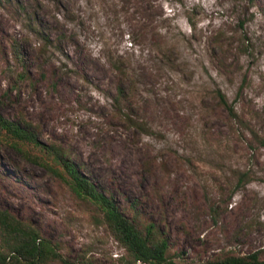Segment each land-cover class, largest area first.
<instances>
[{
  "label": "rangeland",
  "instance_id": "374dc122",
  "mask_svg": "<svg viewBox=\"0 0 264 264\" xmlns=\"http://www.w3.org/2000/svg\"><path fill=\"white\" fill-rule=\"evenodd\" d=\"M0 115L62 147L177 263L264 257V0H0ZM63 176L0 142V208L59 246L49 264H123Z\"/></svg>",
  "mask_w": 264,
  "mask_h": 264
},
{
  "label": "trees",
  "instance_id": "16d2710c",
  "mask_svg": "<svg viewBox=\"0 0 264 264\" xmlns=\"http://www.w3.org/2000/svg\"><path fill=\"white\" fill-rule=\"evenodd\" d=\"M15 58H23L15 51ZM121 92V91H120ZM219 103L235 116L219 90ZM254 140L264 147V135L253 134ZM0 142H6L20 152L28 161L47 168L50 172L64 177L72 191L80 197L90 199L102 214V221L115 239L126 250L123 264H179L168 257L167 239L152 223L142 226L137 222V213L128 217L108 196L102 193L87 177L81 175L78 167L69 161L63 148L56 144H43L36 136L35 126L25 119L11 120L0 115ZM36 149L42 155L34 154ZM60 167V168H59ZM65 262L59 246L45 236L30 220H25L7 208H0V264H49ZM200 264H264V257L257 252L245 255L226 254L208 259Z\"/></svg>",
  "mask_w": 264,
  "mask_h": 264
}]
</instances>
